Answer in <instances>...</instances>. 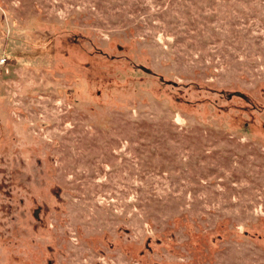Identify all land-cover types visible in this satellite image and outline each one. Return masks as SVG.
Masks as SVG:
<instances>
[{
	"label": "rangeland",
	"instance_id": "obj_1",
	"mask_svg": "<svg viewBox=\"0 0 264 264\" xmlns=\"http://www.w3.org/2000/svg\"><path fill=\"white\" fill-rule=\"evenodd\" d=\"M0 264H264V0H0Z\"/></svg>",
	"mask_w": 264,
	"mask_h": 264
},
{
	"label": "built area",
	"instance_id": "obj_2",
	"mask_svg": "<svg viewBox=\"0 0 264 264\" xmlns=\"http://www.w3.org/2000/svg\"><path fill=\"white\" fill-rule=\"evenodd\" d=\"M4 61H2V63H3Z\"/></svg>",
	"mask_w": 264,
	"mask_h": 264
}]
</instances>
